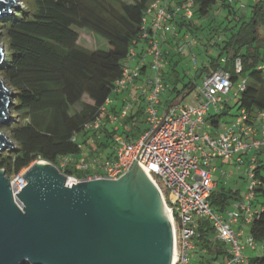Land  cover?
<instances>
[{"label":"trees","instance_id":"obj_1","mask_svg":"<svg viewBox=\"0 0 264 264\" xmlns=\"http://www.w3.org/2000/svg\"><path fill=\"white\" fill-rule=\"evenodd\" d=\"M154 1L115 0V5L110 0H25V9L0 18L1 35L7 40V57L0 66V76L13 92L11 111L17 115L9 127L10 139L16 147L0 155V170H5L7 176H17L37 161H45L58 166L68 176L81 177L83 173L70 167L62 169L60 162L68 157L80 159L83 154L89 158L112 159L117 136L136 142L148 131L140 127L145 123V107L134 106L128 117L120 119V126H110V113L120 117L123 108L107 110L106 103L116 96V83L124 74L131 50L137 48L138 54H143V47L135 42L144 33L147 12ZM193 1V19L179 18L176 27L180 38L170 37L168 44L175 47V52L167 54L164 49L163 80L172 102L188 95L195 86L191 81L185 82L179 71L183 60V53L177 51L184 40L181 33L189 32L188 36L195 41L196 32L207 29L209 38L204 46L216 47L218 57L209 56V63L197 72L196 79L224 69L237 83L243 74L249 73L247 89L236 96L235 106L238 112L245 109L250 116L264 113V68L261 67L264 65V0H257L250 21L238 16L237 0ZM218 5L228 13L226 19L235 16L240 26L230 25V19L229 24L224 21L213 24L214 20L206 27L196 24L210 20ZM81 30L106 40L109 51L81 46ZM223 58L225 64L221 63ZM238 58L243 66L241 74L235 71ZM146 69L142 68V76ZM76 106L80 110H74ZM224 106L222 114L208 118L215 128L231 108L226 100ZM103 114L106 121L100 128L89 129ZM263 170L264 160H258L254 194L255 201L262 199V210L253 217L250 237L264 250ZM210 199L214 209L223 214L242 196L222 186L213 191ZM228 257L211 224L200 221L192 264H217ZM248 263L264 264V257L253 258Z\"/></svg>","mask_w":264,"mask_h":264},{"label":"built area","instance_id":"obj_2","mask_svg":"<svg viewBox=\"0 0 264 264\" xmlns=\"http://www.w3.org/2000/svg\"><path fill=\"white\" fill-rule=\"evenodd\" d=\"M193 7V0L152 2L144 23V33L135 42V45L143 47V58L136 67H132V62L138 57V49L133 48L125 61L124 74L116 83L114 93L117 95L141 79L142 68H149L150 75L142 93L146 100L145 123L149 130L136 142L117 136L115 157L112 159L105 160L102 156L89 158L83 154L80 159L64 158L60 167H70L77 173H83L81 177L69 176L72 184H79L94 179L117 180L134 170L136 163H139L161 193L170 215L174 234L172 264H192L200 221L211 224L216 239L227 249L229 257L217 264H249L245 250L247 247L256 249L257 245L252 238L245 244L243 234L235 230L234 225L244 213L247 215V223L251 225L257 213L253 208L257 185L255 170L259 157L264 153V113L250 116L247 110L242 109L236 116V121L227 125L222 132L203 130L211 114L220 115L225 111V99L230 96L234 85L238 84L237 96L247 89V80L239 79L235 83L229 72L218 69L203 79L198 96L203 101L196 105L171 102L161 111L168 91L163 80L164 46L170 36L180 38L176 32V21L179 18L192 20ZM149 16H152L151 21ZM193 45V40L187 36L177 51L183 53L184 49ZM221 63L225 64L226 59L223 58ZM261 67L264 68V65ZM242 70V61L238 58L235 71L241 74ZM111 103L112 98L107 100L106 105ZM133 107L132 103H127L120 117L110 115V124L128 117ZM104 117V114L101 115L88 128L99 129ZM244 156H250L247 173L249 191L243 202L235 203L232 210L225 214L217 212L210 199L216 187V160L230 163L234 158ZM27 170L11 180L15 192H20L25 187L24 175ZM161 184L165 186L166 192Z\"/></svg>","mask_w":264,"mask_h":264},{"label":"water","instance_id":"obj_3","mask_svg":"<svg viewBox=\"0 0 264 264\" xmlns=\"http://www.w3.org/2000/svg\"><path fill=\"white\" fill-rule=\"evenodd\" d=\"M20 6V0H0V18ZM5 57L0 43V64ZM12 97L0 78V126L13 120ZM15 147L0 133V153ZM24 180L15 192L0 170V264L173 263L164 200L139 163L117 180L72 184L57 166L37 161Z\"/></svg>","mask_w":264,"mask_h":264},{"label":"rangeland","instance_id":"obj_4","mask_svg":"<svg viewBox=\"0 0 264 264\" xmlns=\"http://www.w3.org/2000/svg\"><path fill=\"white\" fill-rule=\"evenodd\" d=\"M20 1H21V6L18 9H14L13 13L26 8L25 0H20ZM110 1L115 5L117 4L115 2V0H110ZM121 1L128 2V3L133 2V0H121ZM256 3H257V0H237L236 6L238 8L237 9L238 10V12H237L238 16L242 17L246 21H250L252 16H253V12H254L253 7L256 5ZM219 7L220 6L218 5L217 7L214 8L213 17L210 18V20L207 19L205 22H199L196 24L198 26L200 24V25H203V27H206L212 20H214L213 24L220 23L223 21L227 22L229 24V19H230V21H232V22H230V25L240 26V22L237 20V18L235 16H229L226 19V16L228 15V13L226 11L222 10V8L219 9ZM79 33H80L79 44L81 46H83L87 49H90V50L109 51L110 46L107 43V41L104 40L103 38L93 34L90 31H87V30H81V31H79ZM207 33H208L207 29L204 32L203 31L196 32V35L198 37H197V39H195V41H193L194 42L193 47L184 49L183 55L181 56L183 58V60L179 64V71L181 72V76L184 77L183 80L185 82L191 81L195 84L194 89L192 91H190L188 95L185 96V101H184L185 103H189L192 105H196L199 103L197 98L200 95L199 92H200V89L203 85V79L205 77L204 76L203 78L196 79L197 72L203 68L204 64L207 65L209 63L210 57H218V51H217L216 47H211V46L205 47L204 46V43H207L206 40L209 38V35L207 36ZM188 35H190L189 32L181 33V38H186ZM0 43L4 44V51H5V55L7 57V53H6L7 40L5 39V37L3 35H1V30H0ZM6 57H5V59H6ZM175 60H177V59H175ZM4 62H2L0 64V66ZM249 76H250L249 73L243 74L241 76L240 80L244 79V80H247L249 82V79H250ZM0 78L2 79L1 76H0ZM182 87H183V84L181 83L180 88H182ZM238 91H239L238 84H235L234 87L232 88L230 96L227 97V99H226L227 101H229V105L231 106V108L228 109V113L226 115L222 116L221 121H220L221 127H223L224 125H231L233 122L236 121V116L239 113L238 108L235 106L236 94L238 93ZM200 99H201L200 101H203V99L201 97H200ZM84 101L89 102V100L87 98H85ZM177 103H179V101H177ZM74 110H80V107L76 106ZM211 112L213 113L214 110L212 109ZM9 115L13 120L8 122V123L3 124L2 126H0V133L5 134L9 138L10 141L14 142L12 139H10L9 127L11 126L13 121H15L17 115L15 113H13L12 111H10ZM140 127L144 130H149V127L147 126L146 123L140 124ZM80 139L82 140L81 137H80ZM84 148L87 149L88 148L87 145H85ZM8 151H10V150H8ZM8 151H5V152H8ZM5 152L0 153V155H2ZM247 167L248 166H245V167L241 166L239 168L234 167V166L233 167L232 166L227 167L230 169V171H233L235 173V175H234L235 177L229 181V184L226 186V188L234 190V191L239 190L241 192L242 198H245V196L247 195L249 188H250V182H249L248 174H247L248 173ZM263 174H264V170H263ZM8 177L10 178V180H14L16 176L15 175H12V176L8 175ZM161 186H162L164 192H166L165 186L163 184H161ZM221 187H222V185H221ZM255 203H256L257 209L262 208V199L261 198L256 199ZM248 232L249 231L247 229V233ZM255 253H256V256H258V257H264V250L259 246L256 247Z\"/></svg>","mask_w":264,"mask_h":264},{"label":"crops","instance_id":"obj_5","mask_svg":"<svg viewBox=\"0 0 264 264\" xmlns=\"http://www.w3.org/2000/svg\"><path fill=\"white\" fill-rule=\"evenodd\" d=\"M149 17H150V21H151L152 16H149ZM177 30H178V28L176 27V32H177ZM170 37H172V36H170ZM170 37L164 46V49L167 51L166 52L167 54H168V52L171 54L175 52V47L172 48L168 44L170 41ZM142 58H143V56H140L138 54V57L136 58V60L132 62V67H136L140 63L139 60H141ZM149 75H150V70H149V68H147L144 75L141 77V79L134 86H130L126 91L119 93L112 98V103L107 106V110L108 109H115L116 111H119L127 103H132L135 107H138V106L145 107L146 106V100H145V96L142 93H143V88L145 86L146 79L149 77ZM197 100H198V102H201L200 97H198ZM177 101H179V103L184 102L185 97H181ZM177 101H175V102H177ZM171 102H172V97L169 96L168 94H166L165 95V102L161 107V111L163 110V107H165V105L167 106V104L171 103ZM110 115H115V114L110 113ZM208 118L206 121V126L203 129L204 131H212L213 133H216V132L220 133L227 126V125H224L223 127H221V125L219 124V126L217 128H215V126L210 121H208ZM144 119H145V116H144ZM105 121H106V119L103 120V123ZM118 125L120 126V121L118 123H115V124H110V126H118ZM249 157L250 156H244V157H240V158L236 157L230 163L225 162L221 159L216 160V164H215L216 165V172H215L216 187H215L214 191L215 192L218 191L221 188V185L226 187L229 184V181L235 177L234 176L235 173L233 171H230V169L227 167H231V166L233 167L234 166V167L239 168L241 166H243V167L248 166ZM259 160H264V153L259 157ZM226 176H229V178H227ZM237 191L239 192V195L242 196L241 192L239 190H237ZM243 200L244 199L242 198L241 200L232 202V205L227 209V211L232 210L235 203L243 202ZM255 207H256V203L254 202L253 208L257 211L262 210V208L257 209V207L256 208ZM226 212H224L223 214H225ZM246 219H247V215L244 213L241 220L237 224L234 225L235 230H237L238 232H241L243 234L242 240L245 244H247V241L251 238L250 237V230H249V229H251V225L247 223ZM247 229L249 231L248 233H247ZM255 250L256 249H252L249 247L246 248L245 257L249 262L253 258L258 257V256H256ZM224 260L225 259H223V261Z\"/></svg>","mask_w":264,"mask_h":264},{"label":"bare ground","instance_id":"obj_6","mask_svg":"<svg viewBox=\"0 0 264 264\" xmlns=\"http://www.w3.org/2000/svg\"><path fill=\"white\" fill-rule=\"evenodd\" d=\"M41 164H46V163H44V162H41ZM165 212L167 213L166 215H167V217L170 219V215L168 214V211H167V209L165 208ZM171 220V219H170Z\"/></svg>","mask_w":264,"mask_h":264}]
</instances>
